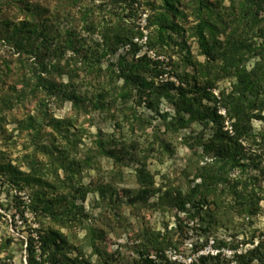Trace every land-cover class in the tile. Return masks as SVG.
Returning <instances> with one entry per match:
<instances>
[{
  "label": "rangeland",
  "instance_id": "obj_1",
  "mask_svg": "<svg viewBox=\"0 0 264 264\" xmlns=\"http://www.w3.org/2000/svg\"><path fill=\"white\" fill-rule=\"evenodd\" d=\"M207 1L220 12L232 9L229 0ZM27 4L40 8L43 17L53 22L52 44L60 49L57 55L61 53L56 59L62 64L70 60V66L77 68L73 90L86 99L85 106L93 105L94 95L100 92L107 106L88 114L74 113L69 101L55 107L53 100L60 94L52 95L46 102L47 111L54 119L65 121L68 131L53 132L48 117L43 119L39 135L21 133L16 119L24 112L40 117L42 107L16 99L9 106H0V264H28L30 238L39 264H53L60 257L67 259V264H132L137 258L133 244L144 231L161 232L171 238L172 243L163 248L166 264H198L200 256L216 255L207 264H247L241 256L255 248L261 260L250 264H264V85L258 96L262 104L251 110L258 115L251 121L253 139L249 144L244 142L248 158L245 173L261 189L259 211L249 217L235 216L233 211L225 213L220 227L206 234L197 217L190 218L191 214L177 208L162 210L156 206L167 194L176 197L188 191L194 167L208 160L205 143L217 128L194 120L178 130L169 129L175 117L177 87L184 85L182 76L188 75V87H192L197 64L206 65L193 36L198 23L196 0L176 4L181 15L173 21L179 30H168L163 42L158 41L159 29L152 22L164 12L161 0H0V72L6 66L16 70L24 62L31 76L36 66L33 56L19 59L3 40L4 29L11 31L29 19L22 10ZM115 29L141 34L132 38L134 56L129 46L113 44ZM253 41L257 45L261 39ZM70 43L78 53L66 48ZM144 56L157 63L160 73L154 77L152 106L134 107L133 101L123 105L113 92L110 71H118L122 59L128 64ZM258 60L257 56L245 58L243 66L250 71ZM99 67L103 74L93 81L90 69ZM62 81L67 84L66 76ZM12 82L11 73L0 75V97ZM236 84L233 74L220 77L209 88L216 100L203 105L217 107L225 116L224 105L238 96ZM223 130L231 131L226 119ZM41 147L49 154H43ZM67 161L72 163V175ZM141 169L154 181L155 193L146 200H138L141 186L137 174ZM238 173L236 170L232 176ZM16 198L23 203L19 210ZM50 230L64 237L60 253H55L52 246L42 252L39 231Z\"/></svg>",
  "mask_w": 264,
  "mask_h": 264
},
{
  "label": "trees",
  "instance_id": "obj_2",
  "mask_svg": "<svg viewBox=\"0 0 264 264\" xmlns=\"http://www.w3.org/2000/svg\"><path fill=\"white\" fill-rule=\"evenodd\" d=\"M180 1L161 0L164 12L156 15L152 21L159 29L158 41L163 42L164 34L168 30L171 32L179 30L173 19L181 15L176 7ZM229 1L232 8L231 13L226 9L220 12L207 0H196L195 11L198 23L193 28V36L197 40L201 54L205 57L206 65L197 64L195 75L191 77L194 81L192 87H188V75L182 76L181 83L184 85L177 87L175 117L169 125V129L174 128V130L183 128L187 122L194 120L203 124L215 125L217 127L215 132L205 143L204 152L208 160L194 167L192 180L188 181V191L184 195L175 197L167 194L156 202L157 208L162 210L177 208L181 212L186 211L189 215L191 214L190 218L197 217L200 224L204 226L203 232L206 234H212L220 227L222 215L225 213L233 211L238 217L255 215L259 211L261 200L260 187H256L255 179L245 173L247 165L244 162L248 158L244 152V142L249 144L250 139H253L251 121L258 117V115L251 114V110L258 106L257 104H262L258 96L263 92L264 85V0ZM22 10L27 12L29 19L21 21L11 31L4 29L3 40L12 46L19 59L23 55L33 56L36 66L32 67L31 76L30 72L26 71L24 62L16 70L6 66L3 71L5 73L0 72V75L7 73L13 75V82L7 88L9 91L7 90L0 97V106H9L8 104L16 99L18 103L30 101L42 107L39 110L40 117H32L28 115V112H24L19 119H16L21 133L31 131L39 135L43 127V119L48 117V123L53 132L57 129L59 132L62 129L67 132L65 121L56 120L48 113L47 100L52 98V95L60 94V97L53 100L55 107L60 108L66 101H69L74 113L88 114L91 110L106 108L104 93L95 94L93 97L95 103L90 107L85 106L86 99L78 96L73 90V82L78 76L77 68L70 66V60L62 64V61L56 59L61 53L57 55L60 49L52 44L53 35H55L53 34V22L43 17L40 8L27 4L22 7ZM227 30H229L228 33H226ZM135 35L141 36L138 31L134 33L128 29H115L111 38L115 46H129L134 56L135 46L132 38ZM253 38L261 39V42L256 45ZM67 42L69 41L64 43L67 44ZM71 45L72 43L66 48L72 50L73 53H78ZM255 56L259 60L250 71H247L243 66L245 58ZM122 62L124 59L119 61L118 71H110L112 75L109 78L114 82L113 92L117 94L123 105L133 101L134 107L142 104L151 107L150 96L154 93L152 91L154 77L160 74L155 67L157 63H152L145 56L132 60L128 64ZM90 70L89 74L93 76V81L103 74L100 67ZM231 74L237 77L235 93L238 96L231 98L229 103L224 105L226 111L225 116H222L217 107H207L203 105V102H214L215 96L209 88L214 86L220 77ZM63 76L67 78V84L63 83ZM120 81L119 86L117 83ZM91 84L97 89L95 83ZM188 92H191L190 97ZM185 116H188L187 119ZM224 119L230 122L231 131L229 133L223 130ZM175 124L179 126L176 127ZM101 147L103 149V145ZM41 150L43 154H49L44 147H41ZM65 165L68 166L67 169L72 175L74 172L71 167L72 163L67 161ZM31 166L34 167V164L31 163ZM6 167L9 168L8 165ZM236 170L239 173L233 177L232 173ZM24 180H27L26 177ZM137 182L141 186L138 200H146V196L155 193L152 177L142 169L137 174ZM227 198L230 200L227 201ZM15 203L17 210L23 205L20 198H16ZM39 233L42 252H46L51 246L54 247L55 253L62 252L65 240L60 232L50 230L48 232L39 231ZM33 243L34 240L30 238L26 248L27 262L28 264H39L35 259ZM171 243L172 240L167 234L144 231L140 239L133 244V252L137 258L132 264H166L163 248ZM257 252L258 248H255L247 251L241 258L246 259L247 264L256 260L260 261V257L256 255ZM152 255L156 258L152 259ZM216 256H200L198 264H207L209 259H215ZM52 257L54 258V253ZM66 262L67 259L60 257L55 259L53 264H67Z\"/></svg>",
  "mask_w": 264,
  "mask_h": 264
}]
</instances>
